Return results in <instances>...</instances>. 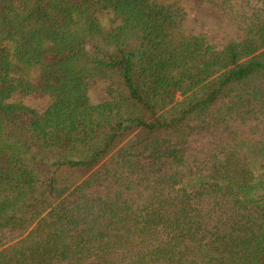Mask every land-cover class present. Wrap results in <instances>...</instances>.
<instances>
[{
  "label": "trees",
  "instance_id": "16d2710c",
  "mask_svg": "<svg viewBox=\"0 0 264 264\" xmlns=\"http://www.w3.org/2000/svg\"><path fill=\"white\" fill-rule=\"evenodd\" d=\"M201 5L0 0V264H264V0Z\"/></svg>",
  "mask_w": 264,
  "mask_h": 264
},
{
  "label": "rangeland",
  "instance_id": "374dc122",
  "mask_svg": "<svg viewBox=\"0 0 264 264\" xmlns=\"http://www.w3.org/2000/svg\"><path fill=\"white\" fill-rule=\"evenodd\" d=\"M183 5L188 13V22L186 28L189 32H207L216 42H224L225 37L222 34L223 24L219 18L206 6L201 5V0H183ZM100 85H93L92 91L102 99Z\"/></svg>",
  "mask_w": 264,
  "mask_h": 264
}]
</instances>
